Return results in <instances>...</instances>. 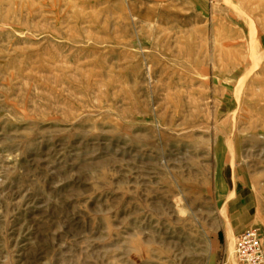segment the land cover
I'll use <instances>...</instances> for the list:
<instances>
[{
  "label": "rangeland",
  "instance_id": "obj_1",
  "mask_svg": "<svg viewBox=\"0 0 264 264\" xmlns=\"http://www.w3.org/2000/svg\"><path fill=\"white\" fill-rule=\"evenodd\" d=\"M240 191L264 0H0V264H236Z\"/></svg>",
  "mask_w": 264,
  "mask_h": 264
},
{
  "label": "built area",
  "instance_id": "obj_2",
  "mask_svg": "<svg viewBox=\"0 0 264 264\" xmlns=\"http://www.w3.org/2000/svg\"><path fill=\"white\" fill-rule=\"evenodd\" d=\"M233 258L236 264H263V248L256 230L248 229L236 239Z\"/></svg>",
  "mask_w": 264,
  "mask_h": 264
},
{
  "label": "crops",
  "instance_id": "obj_3",
  "mask_svg": "<svg viewBox=\"0 0 264 264\" xmlns=\"http://www.w3.org/2000/svg\"><path fill=\"white\" fill-rule=\"evenodd\" d=\"M240 193L242 194L240 196L241 201H238L237 199L234 201V204L230 205L231 208H233L234 210H232L233 212H235V216H237V221L241 220L239 223L237 224H230L228 222V226L227 224L225 225V231L222 234V236L224 238H228L230 234L233 235V237H236L238 235H241L242 232H244V229L252 226V225H261V220L257 219V217L255 216H250V209L252 207L249 206V203H246V198H247V192L243 193L240 191ZM246 196V197H245ZM248 202V200H247ZM257 204V200L254 201ZM240 216V217H239ZM239 217V218H238ZM228 229V230H227ZM211 260V259H210ZM216 260V259H214ZM210 261L212 264H233L230 260L229 257H224L223 259H221L220 261Z\"/></svg>",
  "mask_w": 264,
  "mask_h": 264
}]
</instances>
